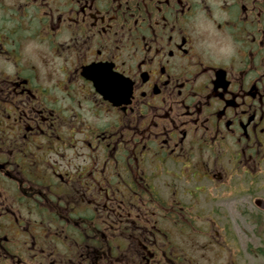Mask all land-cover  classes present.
I'll return each mask as SVG.
<instances>
[{
	"label": "flooded vegetation",
	"instance_id": "obj_1",
	"mask_svg": "<svg viewBox=\"0 0 264 264\" xmlns=\"http://www.w3.org/2000/svg\"><path fill=\"white\" fill-rule=\"evenodd\" d=\"M0 264H264V0H0Z\"/></svg>",
	"mask_w": 264,
	"mask_h": 264
},
{
	"label": "clouds",
	"instance_id": "obj_2",
	"mask_svg": "<svg viewBox=\"0 0 264 264\" xmlns=\"http://www.w3.org/2000/svg\"><path fill=\"white\" fill-rule=\"evenodd\" d=\"M201 16H203V13H200ZM222 14H218L217 18H220ZM235 49L233 47V43L230 38H225L224 41L222 42V46L220 48V53L224 57H230L234 54Z\"/></svg>",
	"mask_w": 264,
	"mask_h": 264
}]
</instances>
